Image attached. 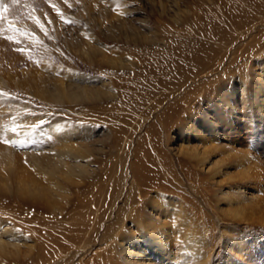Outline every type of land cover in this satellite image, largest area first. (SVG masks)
Listing matches in <instances>:
<instances>
[{
    "label": "rangeland",
    "instance_id": "374dc122",
    "mask_svg": "<svg viewBox=\"0 0 264 264\" xmlns=\"http://www.w3.org/2000/svg\"><path fill=\"white\" fill-rule=\"evenodd\" d=\"M256 10L264 12V0H0V237L27 239L28 186L45 179L37 166L45 169L61 155L76 164L79 158L72 152L88 149L116 175L119 166L134 160L142 143L143 152L153 157L149 164H158L173 182L183 184L182 190L164 192L184 197L192 230L206 240L198 246L185 241L194 246L190 251L178 233L174 250L181 248L183 254L177 264H264V137L252 142L249 134L258 123L236 129L233 151L252 153L261 176L244 185L243 197L233 191L235 200L227 186L239 181L233 177L242 170L239 157H228V173L220 177L226 194L216 195L214 183L206 186L207 175L199 174V187L186 179L184 168L193 169L197 161L175 149L174 128L164 132L157 126L147 136L144 127L133 131L137 110L144 112L151 104L145 98L167 93L160 91L173 81L164 72L167 63H187L188 55L203 47L218 55L229 50L221 72L229 78L242 75L245 63L264 44ZM240 51L244 55L235 60ZM221 72L213 76L219 78ZM82 87L100 95L84 97ZM62 91L70 97L60 96ZM132 131L125 159L120 141ZM43 213L50 221L55 216L52 210ZM35 220L42 229V220ZM5 259L10 260L0 254V264H10Z\"/></svg>",
    "mask_w": 264,
    "mask_h": 264
},
{
    "label": "bare ground",
    "instance_id": "6f19581e",
    "mask_svg": "<svg viewBox=\"0 0 264 264\" xmlns=\"http://www.w3.org/2000/svg\"><path fill=\"white\" fill-rule=\"evenodd\" d=\"M255 12L261 14L259 24L264 28V12ZM223 51L218 55L213 54L208 47H203L188 55L187 63H167L164 72L173 77V81L160 87V91L167 93L154 99L149 96L145 98L151 104L147 105L144 112L140 108L137 110L133 131L144 127V135L147 136L157 126L164 129V132L174 128V139L171 140L177 143L175 149L190 160L197 161V164L193 162V169L184 168L185 171L188 170L185 172L186 179L199 187L203 183L199 174L207 175L209 183L205 184L207 186L214 183L213 193L216 195L226 194L222 187L223 179L220 177L228 173V157H239L236 161L240 160L238 166L242 170L233 176L239 177V181L227 186L232 190L230 193L233 195L230 198L235 200L234 192L238 198L243 197L244 185L248 186L247 182L254 176H261L258 166L260 162L254 160L252 153L247 149L242 153L234 152L233 145L237 139L235 133L238 125L249 126L252 122L253 127L258 123L249 132L250 141L254 142L260 135L264 137V44L245 63L243 73L240 72L242 75L234 76L235 79L230 77L231 80L225 71L221 72L225 57L229 53V50ZM243 53L238 52L235 60L236 57L244 55ZM139 69L141 71V67ZM216 72L222 73L219 78L213 76ZM81 90L84 97L96 98L100 95L98 91H88L85 87ZM66 92L62 91L60 96L66 97ZM133 131L124 135L121 141L117 139L122 145L119 151L122 150L125 159L129 151L124 150L129 148L134 138ZM142 148L141 143L137 147L134 160L119 166L116 175L113 170L111 172L97 163L88 149L72 152L73 156L79 158L76 164L61 155L45 169L37 166L39 174H43L45 179L44 184L32 180L28 186L30 230L27 239L23 241L19 237H10L9 240H3L0 237V254L10 259H5L7 263L72 264L80 257L76 264H177L183 254L181 248L174 250V244L180 242L178 233L182 238L181 244L190 251L194 246L190 243L186 245L185 241L192 240L196 246L200 243L203 245L204 237H196L192 230V220L186 214L184 197L180 193L176 197L173 192L166 193V190H182L183 184L173 182L172 177L168 176L170 174L167 175L158 164L151 165L153 157L145 154ZM214 155L217 158L212 160ZM167 169L172 172L170 168ZM51 195L56 197L57 204L52 203ZM36 204L40 206L37 211L34 208ZM51 210L56 216L52 221L43 213ZM36 217L42 220V229L36 228ZM2 231L7 233L5 229ZM225 239L220 240L225 242Z\"/></svg>",
    "mask_w": 264,
    "mask_h": 264
}]
</instances>
